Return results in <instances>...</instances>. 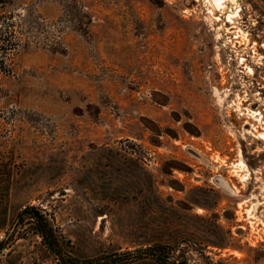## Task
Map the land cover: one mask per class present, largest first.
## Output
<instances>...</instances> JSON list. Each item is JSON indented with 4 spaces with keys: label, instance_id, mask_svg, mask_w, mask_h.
Here are the masks:
<instances>
[{
    "label": "rangeland",
    "instance_id": "rangeland-1",
    "mask_svg": "<svg viewBox=\"0 0 264 264\" xmlns=\"http://www.w3.org/2000/svg\"><path fill=\"white\" fill-rule=\"evenodd\" d=\"M262 134L264 0H0V264H264Z\"/></svg>",
    "mask_w": 264,
    "mask_h": 264
},
{
    "label": "trees",
    "instance_id": "trees-1",
    "mask_svg": "<svg viewBox=\"0 0 264 264\" xmlns=\"http://www.w3.org/2000/svg\"><path fill=\"white\" fill-rule=\"evenodd\" d=\"M22 213H31L33 215L31 218L36 219V231L41 236L43 245L60 261V264H191L182 245L183 241L188 240L147 244L134 250L117 251L94 258H79L66 250L63 241L40 210L28 207ZM4 243L5 241L1 242L0 246Z\"/></svg>",
    "mask_w": 264,
    "mask_h": 264
},
{
    "label": "bare ground",
    "instance_id": "bare-ground-1",
    "mask_svg": "<svg viewBox=\"0 0 264 264\" xmlns=\"http://www.w3.org/2000/svg\"><path fill=\"white\" fill-rule=\"evenodd\" d=\"M252 70V69H251ZM252 72V71H251ZM263 135V134H262ZM261 136V135H260ZM264 136V135H263Z\"/></svg>",
    "mask_w": 264,
    "mask_h": 264
}]
</instances>
